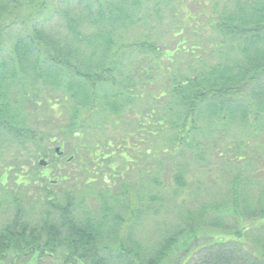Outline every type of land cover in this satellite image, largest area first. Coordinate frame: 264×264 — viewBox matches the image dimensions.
I'll return each instance as SVG.
<instances>
[{"label": "trees", "instance_id": "1", "mask_svg": "<svg viewBox=\"0 0 264 264\" xmlns=\"http://www.w3.org/2000/svg\"><path fill=\"white\" fill-rule=\"evenodd\" d=\"M203 6L208 46L184 34V0H0V264H164L174 246L264 261V185L237 165L255 152L264 171V0ZM53 12L63 29L47 33ZM207 157L226 161L228 196L145 254L140 205L185 207L182 160Z\"/></svg>", "mask_w": 264, "mask_h": 264}, {"label": "rangeland", "instance_id": "2", "mask_svg": "<svg viewBox=\"0 0 264 264\" xmlns=\"http://www.w3.org/2000/svg\"><path fill=\"white\" fill-rule=\"evenodd\" d=\"M202 1V2H201ZM185 6L187 8H190L192 12L195 15V20L192 26H187L185 28L184 34L187 35V38L190 42L195 40L196 42L202 44L203 46H208L210 43V38L212 37L211 33L209 34V30L207 27V12H204V2H211V0H184ZM59 8L60 12H66V6L61 5ZM72 10V9H70ZM76 10H73L72 12H75ZM57 13V12H56ZM52 13L51 19H49L48 25L45 26L44 31L47 33H55L56 31H61L63 29V17L62 13L60 15ZM56 14V15H55ZM195 24L198 25L197 29H194ZM18 27L16 25H8L5 29L4 37L7 43L11 42L14 34L18 32ZM196 31L200 33L199 35L196 34ZM63 33V32H62ZM135 34H138L137 32H134ZM214 35V34H213ZM206 41L204 44L202 41ZM59 136L56 137V139L53 141L54 147L57 146L59 141ZM47 142V139L45 140V143ZM254 151V150H253ZM258 154L254 152V155H250L249 159H245L242 162L237 163L242 170H253L254 178L253 180H256L257 183L260 182L264 185V171L258 172L257 169L261 168L262 166V159L257 158ZM208 159H200L197 158V160H182L183 167L186 168L187 175H186V183H187V192L186 194V204L184 207L179 206L178 204H175V202L171 201L166 198V202L164 205V208L162 210H158L159 212L156 213L151 212L150 210H146L147 207H142L140 205V209H142V213L139 217V221L136 222L134 225H132V229L130 232V238L135 241L136 244L140 245L145 252V254L149 255L153 251L154 248H157L159 244L161 243V240L166 236L173 235L180 229H182L183 226H185L182 222L179 221L181 219L179 217V214L186 215V212L190 211L191 213H194L196 209H200V207L203 206V204H207V207L213 208L211 206L212 201H218L222 198V194H226L228 196L227 191L221 192V190L218 188L217 183L215 181L219 182L221 180H226L228 178H232L231 175H229L226 172H223L224 168L226 167V161H222L216 157H207ZM169 165V164H168ZM258 167L257 169H254L253 167ZM229 170H235V167L230 166L228 168ZM11 184V183H10ZM223 188H227L228 184L224 182L222 185ZM169 190H164L165 195L169 193ZM220 192V193H219ZM249 192H252L256 194L258 191L255 189H252L251 186H249ZM38 192H35L37 194ZM218 196H216V194ZM250 193V194H252ZM229 199V198H228ZM146 203V202H145ZM231 203V200H230ZM29 207V206H28ZM228 212V211H225ZM11 216V212H2L0 213V226L1 224L9 219ZM225 219L224 222L227 225L233 224L235 226V220L233 219L232 215L228 216L230 218H227V215H222ZM241 223V222H240ZM256 231L260 228H253ZM251 229V231H253ZM255 232V231H253ZM224 238H226L224 235H222ZM196 244H202L204 243L208 237L202 236ZM214 238H217V235L213 236ZM127 243L130 244L129 239H127ZM258 248L259 246L256 245ZM189 249H193V246H189ZM186 248V250L188 249ZM250 249V248H249ZM211 248L208 246L207 248H201L196 249L191 255H188V253L184 252L183 248L174 246L171 250V255L166 258L165 261H163L164 264H199L203 258H205ZM243 251V249H241ZM252 251V248H251ZM250 251V252H251ZM240 252V250H238ZM259 259L257 261L259 264L260 258L256 256L253 253H250L249 260L245 261V263H240L239 260L235 259L233 261L234 264H254L256 261L254 259ZM59 260V259H58ZM55 257H45L41 261H39L38 264H57L59 263ZM253 260V261H252ZM261 264H264V261L261 262Z\"/></svg>", "mask_w": 264, "mask_h": 264}, {"label": "water", "instance_id": "3", "mask_svg": "<svg viewBox=\"0 0 264 264\" xmlns=\"http://www.w3.org/2000/svg\"><path fill=\"white\" fill-rule=\"evenodd\" d=\"M56 152H58V148H56Z\"/></svg>", "mask_w": 264, "mask_h": 264}]
</instances>
